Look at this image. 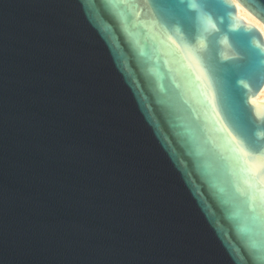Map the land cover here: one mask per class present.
<instances>
[{
  "label": "water",
  "instance_id": "obj_1",
  "mask_svg": "<svg viewBox=\"0 0 264 264\" xmlns=\"http://www.w3.org/2000/svg\"><path fill=\"white\" fill-rule=\"evenodd\" d=\"M261 88L232 0H0V264H264Z\"/></svg>",
  "mask_w": 264,
  "mask_h": 264
},
{
  "label": "bare ground",
  "instance_id": "obj_2",
  "mask_svg": "<svg viewBox=\"0 0 264 264\" xmlns=\"http://www.w3.org/2000/svg\"><path fill=\"white\" fill-rule=\"evenodd\" d=\"M246 15L242 12V14H239V16L244 19L247 23H250L252 25H255L263 34L264 36V28L260 26L257 22L254 16H252L250 13L246 12ZM256 102H264V96H258Z\"/></svg>",
  "mask_w": 264,
  "mask_h": 264
},
{
  "label": "clouds",
  "instance_id": "obj_3",
  "mask_svg": "<svg viewBox=\"0 0 264 264\" xmlns=\"http://www.w3.org/2000/svg\"><path fill=\"white\" fill-rule=\"evenodd\" d=\"M232 2L236 6V8L238 10V14H242V12H243L246 15L245 10L239 4L238 0H232ZM258 96H264V88H261V91H260V93H258Z\"/></svg>",
  "mask_w": 264,
  "mask_h": 264
}]
</instances>
